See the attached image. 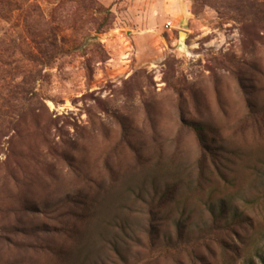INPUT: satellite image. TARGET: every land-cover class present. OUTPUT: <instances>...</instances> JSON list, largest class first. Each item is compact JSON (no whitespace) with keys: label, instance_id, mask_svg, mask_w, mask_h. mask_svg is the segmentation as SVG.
<instances>
[{"label":"rangeland","instance_id":"1","mask_svg":"<svg viewBox=\"0 0 264 264\" xmlns=\"http://www.w3.org/2000/svg\"><path fill=\"white\" fill-rule=\"evenodd\" d=\"M251 258L264 0H0V264Z\"/></svg>","mask_w":264,"mask_h":264},{"label":"trees","instance_id":"2","mask_svg":"<svg viewBox=\"0 0 264 264\" xmlns=\"http://www.w3.org/2000/svg\"><path fill=\"white\" fill-rule=\"evenodd\" d=\"M196 131L198 132V136H199V140L201 142V144L205 147V138L202 135V133L200 132V129L197 128ZM216 207L212 209V214L213 217L215 219V221H219L223 218V216H226L229 213V209H228V205L227 202L225 201V199H221L219 200V205H215ZM239 215H237L236 213L234 214V218L238 217ZM170 244H172V242H170ZM180 243H178L179 245ZM177 246V245H176ZM262 263L264 264V259L262 260ZM247 264H257L256 261L254 259H250V261H248Z\"/></svg>","mask_w":264,"mask_h":264},{"label":"bare ground","instance_id":"3","mask_svg":"<svg viewBox=\"0 0 264 264\" xmlns=\"http://www.w3.org/2000/svg\"><path fill=\"white\" fill-rule=\"evenodd\" d=\"M180 37H181V41H182V44H181V48L185 45V37H186V35H184L182 32H181V34H180ZM186 46V45H185Z\"/></svg>","mask_w":264,"mask_h":264},{"label":"water","instance_id":"4","mask_svg":"<svg viewBox=\"0 0 264 264\" xmlns=\"http://www.w3.org/2000/svg\"><path fill=\"white\" fill-rule=\"evenodd\" d=\"M182 33H183L184 35H187V33H186L185 31H182Z\"/></svg>","mask_w":264,"mask_h":264}]
</instances>
